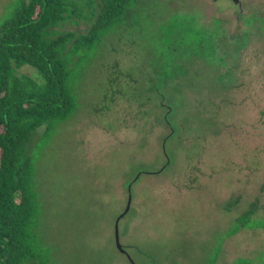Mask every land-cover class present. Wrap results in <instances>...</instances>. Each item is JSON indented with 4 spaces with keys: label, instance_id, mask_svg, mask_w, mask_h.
I'll return each mask as SVG.
<instances>
[{
    "label": "rangeland",
    "instance_id": "rangeland-1",
    "mask_svg": "<svg viewBox=\"0 0 264 264\" xmlns=\"http://www.w3.org/2000/svg\"><path fill=\"white\" fill-rule=\"evenodd\" d=\"M69 84L76 110L31 141L51 264H264V0H139Z\"/></svg>",
    "mask_w": 264,
    "mask_h": 264
},
{
    "label": "trees",
    "instance_id": "trees-1",
    "mask_svg": "<svg viewBox=\"0 0 264 264\" xmlns=\"http://www.w3.org/2000/svg\"><path fill=\"white\" fill-rule=\"evenodd\" d=\"M138 2L18 0L0 21V264H51V250L40 234L42 209L31 141L42 128L41 140H47L77 108L69 84L71 57L124 24ZM78 22L91 24L88 32L56 30ZM203 54L201 47L195 55ZM25 65L35 68L41 80L20 72ZM252 214L255 210L241 215L243 227Z\"/></svg>",
    "mask_w": 264,
    "mask_h": 264
},
{
    "label": "water",
    "instance_id": "water-1",
    "mask_svg": "<svg viewBox=\"0 0 264 264\" xmlns=\"http://www.w3.org/2000/svg\"><path fill=\"white\" fill-rule=\"evenodd\" d=\"M235 2L237 3H240V0H235ZM132 184H129L128 186V190H129V200H128V205L125 209V211L119 216V218L116 220V243H117V246L118 248L122 251V252H125L126 253V250L122 247L121 243H120V231H119V223H120V220L128 213V211L130 210L131 208V203H132Z\"/></svg>",
    "mask_w": 264,
    "mask_h": 264
}]
</instances>
